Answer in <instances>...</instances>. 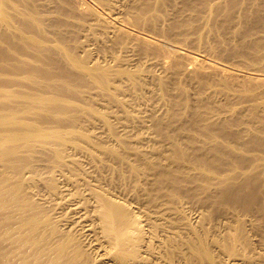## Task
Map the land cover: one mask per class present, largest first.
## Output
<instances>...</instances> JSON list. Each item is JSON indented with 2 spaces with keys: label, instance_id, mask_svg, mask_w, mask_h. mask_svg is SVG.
Returning a JSON list of instances; mask_svg holds the SVG:
<instances>
[{
  "label": "bare ground",
  "instance_id": "obj_1",
  "mask_svg": "<svg viewBox=\"0 0 264 264\" xmlns=\"http://www.w3.org/2000/svg\"><path fill=\"white\" fill-rule=\"evenodd\" d=\"M121 1L132 18L120 8L99 3V10L84 0H0V264H150L145 255H157L145 245L135 215L145 195L143 187L137 191L140 180L155 181L148 191L161 200L190 183L192 193H184L196 195L205 193L204 183L198 186L199 176L191 171L209 177L221 164L234 168L205 186L211 193L204 200L233 210L254 204L264 219V174L256 164L264 156H229L228 163L190 157L163 129L189 107L186 81L199 87L192 93L199 102L192 111L197 126L228 130L234 140L264 129V0ZM78 15L90 30L87 45H76L78 50L108 44L137 67L76 54L75 29L68 27L78 28ZM215 25L228 41L239 37V47L224 50V40L211 48L202 44L208 33L217 34ZM88 88L127 122L138 119L127 108L143 102L144 93H175L171 111L153 113L151 120L169 142L180 181L165 178L163 165L151 157L158 154L139 145L141 140L134 146L126 126L114 127L107 112L94 110L89 100L78 108L75 101L88 98ZM81 114L97 115L106 131L84 133L89 120ZM76 156H84L83 165ZM185 229L183 248L167 252L163 264H243L234 254L237 245L253 243L241 238L238 225L225 239L211 240L218 258L204 232Z\"/></svg>",
  "mask_w": 264,
  "mask_h": 264
},
{
  "label": "rangeland",
  "instance_id": "obj_2",
  "mask_svg": "<svg viewBox=\"0 0 264 264\" xmlns=\"http://www.w3.org/2000/svg\"><path fill=\"white\" fill-rule=\"evenodd\" d=\"M84 1L87 5L99 10L101 8L100 4H102L105 7H110L114 10L119 8L122 9L127 18H132L134 16L133 11L129 10V5H124L121 0H112L111 5L109 6L105 4L108 0ZM222 19L223 18L221 17V21ZM65 22L70 25L69 22ZM78 23V28H76V25L74 24H71L68 27V29H75V43L73 45V50L76 54L80 56L89 54L87 55V61L88 58L91 61L96 60L98 63L115 60L132 70L137 67V63L134 64L127 61L128 57L123 51H118L113 48L111 49L108 44L97 42L96 44H89L85 49L83 46V50H78L75 46L84 45V43L87 45L88 38L86 35H89L90 33V30L87 32V29H85L86 27H84V18L79 15ZM213 29H216L217 34L212 35L208 33L202 44L211 48L216 44L219 45L221 40H224L228 43L227 45H222L224 50L238 46L235 45V43L240 42L239 37L233 36L228 41L227 38L224 37V31L221 28L215 25ZM94 33L95 35H98L97 30ZM234 35H236V33H234ZM87 48L90 49L88 52H86ZM213 54H217V52H214ZM182 86L188 95L187 98L189 99L186 101L189 107L183 114H180L174 119L172 127L167 126V129L163 127L166 131L164 136L175 137L176 144L180 145L190 157L193 153H196L203 158L208 157L211 161H214V158H219L221 162L228 163L229 159L227 157L229 156L240 158L243 156L248 160L254 156L256 158L264 156V129L261 130V132H243L238 140H234L229 137L231 133L228 130H220V128L216 126H209L208 123L197 126L192 111L197 107L199 102L193 98L192 93L197 91L199 87L197 84L189 83L188 81L182 83ZM85 94H88V98L82 97V99H80V97L75 101L78 104V108L83 109L89 100L94 110H99V113L102 111L107 112L105 119L113 124L114 127L115 125L118 127L122 124L126 126V135L134 146H137L138 144L136 142L141 140L139 145H142L144 148L152 149L153 154H158L152 155L151 157H153L156 162L163 165V169L171 166L168 168V170H170L169 173L167 170L160 169V172L167 173L165 178H175L177 181H180V179L176 177L178 172L175 168V162L174 164H171L169 158V155L172 152V149L170 150L169 142L162 138L153 129L151 120V115L153 113L159 115L161 113L164 114L166 111H171L169 101L171 95L175 93L171 91H169V94H160L157 91L144 93L143 95L146 94V97L143 102L127 108L128 115L132 119L134 117L138 118L131 122L125 121L123 113L117 111L116 107L109 106L105 100L100 98L101 96H98L96 89L88 88ZM158 97L160 99H158ZM216 100L219 103H222L218 99ZM81 116L85 115L81 114ZM85 117H88L89 123L86 122L84 124V133L88 135L92 133L94 135L102 134L103 131H106L103 124L99 120H96L97 115H89ZM142 119H144L143 122H141ZM62 127L67 128L68 126L66 125ZM225 133H227V136H223ZM102 139H104L102 142L107 145H112L109 140H106L105 138ZM214 149H217V152H214ZM76 159L79 160L81 165H83V162L81 161H85L84 156H76ZM256 164L257 168H260V172L264 174V162L257 160ZM216 167L214 174L209 177L203 171L201 173L198 170L191 171L194 175L199 176L196 183L198 186L204 183L205 193L196 192V195L189 194L190 192L192 193V189L195 186L194 183H190L180 187V191L177 192L176 195H170L166 200H161L159 197L154 196L151 193L152 191H148L155 184V181L152 184L151 180H147L146 184H144V179L140 180L137 191L141 190L143 187L145 189V195L138 200L137 204H135L137 208L135 215L141 221V235L145 245L150 252L157 255V257L145 255L150 264H163L166 255H168L167 252L170 255H174L176 251L180 252L183 248L184 240L189 238V233L185 227L193 228L198 232H204L207 237L206 244L219 258V256L222 255L218 253L219 249L216 248L217 245L211 242V240L221 241L225 239L238 225L242 226L241 238L245 241L253 240V243L246 247H243L242 244L237 245V250L234 254L243 259V264H264V219L261 214H259L257 205L253 204L245 208L238 207L233 210L231 206H227L224 203L216 205L204 200L208 197V193H211L209 191L210 189L205 186L208 183H211L213 179L217 182L224 179L223 174L226 169L234 168L233 165L226 166L223 164ZM261 167L263 169H261ZM207 178L208 180L204 181V179ZM221 189L222 187L219 186V188L213 191L219 192ZM187 191L190 192L185 194L184 192ZM164 209H166L165 212L163 211ZM169 240H173V243H176L177 245H175V247H170L168 243ZM178 264L184 263L180 261Z\"/></svg>",
  "mask_w": 264,
  "mask_h": 264
}]
</instances>
